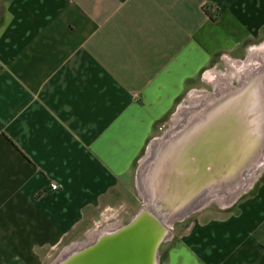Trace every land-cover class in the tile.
Listing matches in <instances>:
<instances>
[{
  "label": "crops",
  "instance_id": "obj_1",
  "mask_svg": "<svg viewBox=\"0 0 264 264\" xmlns=\"http://www.w3.org/2000/svg\"><path fill=\"white\" fill-rule=\"evenodd\" d=\"M203 5L217 12L215 18ZM217 54L232 68L222 80L238 84L216 93L223 81H214L204 102L213 107L212 118L234 100L231 109L240 119H264V67L257 68L264 66V0H5L0 264H39L41 252L93 220L116 187L135 184L134 162L154 140V155L161 148L177 156L179 146L162 148L167 134L159 141L152 131L173 114L185 91L213 73ZM244 63L259 70L244 72ZM213 94L219 99L212 104ZM164 164L155 170L169 177L173 170ZM190 173V187H196ZM179 179L174 182L183 187ZM159 187L152 196L161 212L168 194ZM144 207L139 217L151 216ZM201 214L169 243L158 264H264V178L232 211ZM160 227L153 224L158 233Z\"/></svg>",
  "mask_w": 264,
  "mask_h": 264
},
{
  "label": "rangeland",
  "instance_id": "obj_2",
  "mask_svg": "<svg viewBox=\"0 0 264 264\" xmlns=\"http://www.w3.org/2000/svg\"><path fill=\"white\" fill-rule=\"evenodd\" d=\"M4 2L5 0H0V14ZM258 43L259 42L254 43L255 45L252 47H256ZM242 52L239 53L240 55L242 54L239 58L244 59L245 54ZM230 58L231 60L236 59L234 57ZM228 62L230 61H228L226 57L224 58L222 54H217L214 59H212V62H210V68H212L211 70H213V73L207 75L208 78H206V80L199 78L195 89L187 90L183 93L182 97L173 108V114L170 113L156 123L152 131V134H154L153 136H156L160 141L163 133L167 134L164 140H162V148L174 145L172 144L173 141H176L177 138L181 139V135H183L184 131H187L189 127L193 126L196 128L198 122L200 127L205 125L208 121L205 116V112L207 111L203 112L207 105L204 103L207 101L206 94L212 91L214 81L225 82V80H228H222L232 69ZM240 63L241 62L238 61V65ZM240 67L244 69L245 72V69H248V71L253 69L259 70L264 66L257 67L259 68L257 69L254 64L244 63ZM253 75L255 74L253 73ZM261 75L264 78V73ZM251 76L252 74L248 72L246 77L248 78ZM223 82L218 83L215 90L216 93L226 88L225 86H229V82L234 86L238 84L235 78L234 80L229 79L227 84ZM213 97V99L216 100L211 101L210 103L212 104L216 103L219 99L217 95ZM258 123L264 128V119L260 120ZM195 128H192V130ZM261 136V139L264 140V133ZM150 141H152V139H150ZM156 141L157 140H154V142L150 143L151 147ZM260 146L261 148L259 151H256V153H248V151H246L243 161L232 168H224L222 165H217L214 159L210 162L207 159L209 155L197 146L196 149L178 154V160L175 159L177 157L175 154L170 155L168 153H161L163 150L160 148V151H158L156 155L159 154L160 157L162 156V160L165 163L164 165H169L170 169L175 171V174L172 171L171 176L164 177L163 175L158 176L155 170L160 165V162H162V160L159 161L157 156L154 155L155 148H153V150L150 149V152L148 151L146 153L147 149L149 150L150 148L149 145V148H145L144 151L139 154V159H136L134 162V167L136 169L135 184L127 189L116 187L113 191L114 194L109 197L106 205L100 207L93 220L77 226L76 229L65 235L54 247L43 250L40 255L39 264H60L65 258H68L70 254H74V252L83 246L93 247L97 242L101 241L104 235H109L112 230L125 226L132 219H138L139 209L141 208L140 211L143 210L142 207L144 206L146 209L144 210L151 214L149 218L152 217L156 222H161V227L158 229L161 235L157 239L158 242L152 251V264H158L160 258L164 256L169 243L191 219L199 216L201 213L204 216H208L223 215L232 211L236 207L238 199L248 194L249 191L264 178V144L262 141ZM251 150L252 149L249 151L251 152ZM147 155L148 157L144 158ZM145 160L147 161L145 162ZM190 172H192L193 178L195 175V180L197 179L195 187L196 193H191L192 195L184 198V200H187L181 203L180 201L184 196L183 193L181 194V192H179L178 189L181 187L179 183L176 184L177 180L174 182V179L178 177L190 179ZM160 177L164 180L162 183L160 182ZM158 186H160L158 192L162 189L165 194H168L166 199L167 203L165 204L166 207L164 211L161 212H158V204L154 201L156 198L152 196L153 190L156 191ZM146 200L147 206L144 205Z\"/></svg>",
  "mask_w": 264,
  "mask_h": 264
},
{
  "label": "bare ground",
  "instance_id": "obj_3",
  "mask_svg": "<svg viewBox=\"0 0 264 264\" xmlns=\"http://www.w3.org/2000/svg\"><path fill=\"white\" fill-rule=\"evenodd\" d=\"M236 77L239 78L238 74L236 75ZM251 91L255 93L257 92L256 89ZM236 95L234 96L235 98ZM260 95L264 103V91ZM233 101L234 100H231L229 103H227L226 108H222L221 110L219 109L216 110L214 113V118H212L213 107L211 105H206L204 111H207L205 112V116L207 117L208 121L205 123V125H202L200 127L199 126L200 124L198 122L196 126L198 130L193 126L189 127L188 130L184 131V134L181 135L180 137L181 139L177 138L176 141H173L172 144H174L175 146H179L178 147L179 152L177 154L183 153V150H185L186 148L190 149L192 148V146H197L200 148L205 147L207 149H210L209 157H207V159L210 162L214 159L217 165H222L224 166V168L225 167L232 168L233 166H237L239 162L243 161V159L245 158L244 153L246 151H248V153H256V151H259V149L261 148L260 146L261 141L264 144V140L261 139L262 137L261 135H263L264 133V128L261 127V125L257 122L258 118L253 119L249 117L245 118L244 116H242L244 118L240 119V116L234 114V111L231 109L232 107L231 102L233 104L234 103ZM250 102H251L250 97H246L244 99V103H247L249 106L251 105ZM221 111L224 114H221ZM255 123L257 124L254 126V128H252V126ZM192 128L195 129L192 130ZM241 131H243L244 134L240 135L239 133H241ZM171 147L174 146H169L168 149L170 150ZM151 148L152 147L150 146L148 150L149 152ZM250 149H252L251 152L249 151ZM179 181L180 183L182 182L184 183L183 187H181V189L179 190L181 194L183 193L184 196L183 198L189 197L191 193L192 194L194 192L196 193L195 186L193 185L190 187V182L192 181L191 179L185 178L183 180L180 178L178 182ZM186 192L188 193L185 194ZM183 201L185 200L182 199L181 202ZM136 222L137 224L134 223V226H132V228L129 229L130 230L129 232H125L122 234L120 233L116 239H120L119 242L122 243L121 246L128 245L129 248L131 249L133 258H136L134 262L130 261L127 264H151L152 263L151 260L153 258L152 257L153 247L156 240L160 237L161 232L160 231L159 233L157 231L155 232L154 228L149 225L150 221L147 216L139 217L136 220ZM141 227L149 229L147 231V238L134 244L135 239L139 238L137 229L138 228L141 229ZM115 233L116 232H114L113 234ZM116 248L117 246H115L112 249H116ZM96 249L97 248L93 249V247L91 246H83L82 248L74 252V254L72 255L70 254L71 256L69 255V257L65 258L60 264H70V262L73 261V260L71 261V258L77 256L74 260H79L86 253L95 252ZM103 256H107V255H103ZM95 257L90 258V261H92L91 264L99 263L98 258Z\"/></svg>",
  "mask_w": 264,
  "mask_h": 264
},
{
  "label": "water",
  "instance_id": "obj_4",
  "mask_svg": "<svg viewBox=\"0 0 264 264\" xmlns=\"http://www.w3.org/2000/svg\"><path fill=\"white\" fill-rule=\"evenodd\" d=\"M147 217L149 218V215L147 214ZM153 219V220H152ZM137 219L135 220H130L124 227H122L121 229H119L115 234L109 235L104 239H101V241L97 242L94 246V248H97L95 252L92 253H86L85 255L82 256V258H80L79 260H74L77 256L71 258L70 264H91L92 261H90V258L95 257L98 258L99 263H94V264H127L130 261H135L136 258H133L131 249L129 248V246L127 245H122L121 246V242L120 239H116L119 234L121 233H125V232H129L132 228V226H134V223L137 224L136 222ZM150 221V226L153 227V224L156 223V221L154 220V218H149ZM154 221V223H153ZM149 229L146 228H142L141 229H137L138 232V237L135 239V243L142 241L143 239L147 238V231ZM124 231V232H122ZM116 239V240H115ZM115 240V241H114ZM104 244V245H102ZM102 245V246H101ZM111 245V246H109ZM109 246V247H108ZM115 246H117L116 249H112ZM92 247V246H91ZM138 248V247H136ZM86 251V250H85ZM93 255V256H92ZM103 255H107V256H103ZM105 257V258H104Z\"/></svg>",
  "mask_w": 264,
  "mask_h": 264
},
{
  "label": "trees",
  "instance_id": "obj_5",
  "mask_svg": "<svg viewBox=\"0 0 264 264\" xmlns=\"http://www.w3.org/2000/svg\"><path fill=\"white\" fill-rule=\"evenodd\" d=\"M202 10L212 19L215 18V16L217 15V12L215 10H209L208 5H203ZM162 258H160V261L162 260Z\"/></svg>",
  "mask_w": 264,
  "mask_h": 264
},
{
  "label": "built area",
  "instance_id": "obj_6",
  "mask_svg": "<svg viewBox=\"0 0 264 264\" xmlns=\"http://www.w3.org/2000/svg\"><path fill=\"white\" fill-rule=\"evenodd\" d=\"M56 187V184L55 183H50V188L51 189H54Z\"/></svg>",
  "mask_w": 264,
  "mask_h": 264
}]
</instances>
